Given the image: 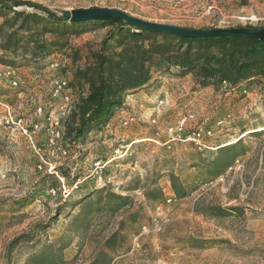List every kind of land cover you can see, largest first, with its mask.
Instances as JSON below:
<instances>
[{
    "label": "rangeland",
    "instance_id": "rangeland-1",
    "mask_svg": "<svg viewBox=\"0 0 264 264\" xmlns=\"http://www.w3.org/2000/svg\"><path fill=\"white\" fill-rule=\"evenodd\" d=\"M31 1L56 13L113 7L190 27L264 25V0ZM108 28L71 35L63 50L35 62L0 63V264L11 239L34 232L40 242L16 244L10 264H25L50 243L63 246L58 264H88L115 231L112 264H264V130H257L264 125V77L200 87L171 67L126 94L100 129L70 141L63 123L86 91L71 83L73 73ZM188 113L193 118L177 130ZM196 130L199 144L188 138ZM235 141L243 153L209 173L217 147ZM170 173L188 195L175 197ZM102 186L126 196V205L112 211L95 200L77 203ZM154 188L163 196L150 201ZM215 207L231 208L224 215ZM36 224L48 225L36 232Z\"/></svg>",
    "mask_w": 264,
    "mask_h": 264
},
{
    "label": "trees",
    "instance_id": "trees-1",
    "mask_svg": "<svg viewBox=\"0 0 264 264\" xmlns=\"http://www.w3.org/2000/svg\"><path fill=\"white\" fill-rule=\"evenodd\" d=\"M95 27L109 28L97 49L90 52L86 64L73 73L71 83L85 85L86 91L77 97L63 123V137L70 141L100 129L115 111L123 108L126 94L146 87L153 81L154 73H166L171 67L177 68V76L192 75L200 87L218 88L223 82L235 85L264 77V40L250 37L190 39L123 21H71L31 0H0V63L17 65L43 59L53 51L63 50L71 35ZM257 130H264V125ZM243 151V144L236 141L218 146L215 156L207 163L208 172L214 174L231 166ZM169 180L175 197L189 194L190 190L176 175L170 173ZM162 196L161 188L146 193L150 201ZM91 200L96 201V208L112 211L127 203L126 196L107 191L105 186L93 189L77 203L89 204ZM215 208L226 215L231 207ZM57 214H60L59 209ZM47 225L36 224V232ZM117 233L113 232L105 240L100 258L88 264H111L113 255L109 252L113 251L112 239ZM21 241H32L36 246L40 238L34 232L11 239L6 247V264H10L11 252ZM62 249V245L54 247L50 243L29 253L25 264H58L63 261Z\"/></svg>",
    "mask_w": 264,
    "mask_h": 264
},
{
    "label": "water",
    "instance_id": "water-1",
    "mask_svg": "<svg viewBox=\"0 0 264 264\" xmlns=\"http://www.w3.org/2000/svg\"><path fill=\"white\" fill-rule=\"evenodd\" d=\"M61 18L71 21L86 20H113L123 21L129 25L148 28L154 31H165L190 39H217L222 37H250L264 40L263 26H229V27H190L176 24L156 22L140 16L133 15L124 10L113 7H78L63 9L60 11Z\"/></svg>",
    "mask_w": 264,
    "mask_h": 264
},
{
    "label": "built area",
    "instance_id": "built-area-1",
    "mask_svg": "<svg viewBox=\"0 0 264 264\" xmlns=\"http://www.w3.org/2000/svg\"><path fill=\"white\" fill-rule=\"evenodd\" d=\"M65 83H66L65 80H63V81L61 82L62 85H65ZM163 103H164V102H163L162 99L159 100V102H158V106L162 105ZM191 118H193V114H192V113H188V114L182 116V117L177 121V123H176V129H177V130H181L182 127L185 125V123H186L188 120H190ZM155 120H156L155 117H153V118L151 119L152 122H155ZM219 122H220V121H219ZM55 123H57V122H55ZM170 130H172V128H170ZM200 137H201V132H200V130H196V131H193L192 134L190 135V137H188V138H191V139L194 140L196 143H198ZM198 144H199V143H198ZM170 198H171V197L168 196V197L166 198V200L169 201Z\"/></svg>",
    "mask_w": 264,
    "mask_h": 264
},
{
    "label": "crops",
    "instance_id": "crops-1",
    "mask_svg": "<svg viewBox=\"0 0 264 264\" xmlns=\"http://www.w3.org/2000/svg\"><path fill=\"white\" fill-rule=\"evenodd\" d=\"M116 116H118V115H116ZM115 260H116V258L112 260L111 264L114 263Z\"/></svg>",
    "mask_w": 264,
    "mask_h": 264
}]
</instances>
